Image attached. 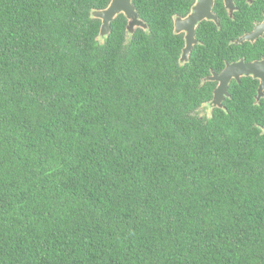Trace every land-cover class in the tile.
I'll use <instances>...</instances> for the list:
<instances>
[{
  "label": "trees",
  "instance_id": "trees-1",
  "mask_svg": "<svg viewBox=\"0 0 264 264\" xmlns=\"http://www.w3.org/2000/svg\"><path fill=\"white\" fill-rule=\"evenodd\" d=\"M107 2L0 0V264H264V98Z\"/></svg>",
  "mask_w": 264,
  "mask_h": 264
},
{
  "label": "flooded vegetation",
  "instance_id": "flooded-vegetation-1",
  "mask_svg": "<svg viewBox=\"0 0 264 264\" xmlns=\"http://www.w3.org/2000/svg\"><path fill=\"white\" fill-rule=\"evenodd\" d=\"M113 0H108L102 10L108 8ZM135 18H129L124 11L115 14L110 22L122 16L125 29L133 34L136 31L148 32L150 24L158 31L167 32L183 42L180 58L190 44L189 59L192 52L199 50L203 56V66L209 72L203 75V82L213 85L211 99L207 102L210 115L215 108L224 107L230 98L235 83L255 89L253 103L264 98V88L259 96V87L264 81V0H129ZM93 11V12H94ZM98 20H102L95 17ZM137 20L131 30L130 22ZM107 35V34H106ZM186 60V61H187ZM255 64L262 77L253 73L230 77L226 92L215 98V90L222 85L218 75L231 64Z\"/></svg>",
  "mask_w": 264,
  "mask_h": 264
},
{
  "label": "water",
  "instance_id": "water-1",
  "mask_svg": "<svg viewBox=\"0 0 264 264\" xmlns=\"http://www.w3.org/2000/svg\"><path fill=\"white\" fill-rule=\"evenodd\" d=\"M120 11H124L129 18H135L136 13L133 12V6L131 5L129 0H113L108 8L93 12V16L98 17L102 20V24L100 27V35L104 36L110 32V22L115 16V14ZM136 22V19L130 22V24L128 25V29L131 30L133 28V25L136 24ZM189 51L190 44H188V46L183 51V54L181 56L182 61L187 60ZM251 73H253L255 76L262 77V74L257 71V67L255 64L237 63L227 65V67L218 75V80L222 82V85H220V87L215 90V98L212 102L216 105L218 103L216 97H222V93L226 92V81H228L230 77L236 76L237 78H239V76H241L242 74L249 75ZM263 88L264 81L258 89L259 96L262 94Z\"/></svg>",
  "mask_w": 264,
  "mask_h": 264
}]
</instances>
